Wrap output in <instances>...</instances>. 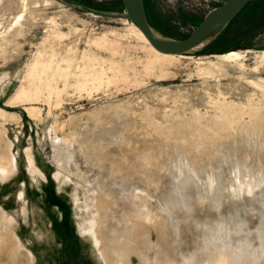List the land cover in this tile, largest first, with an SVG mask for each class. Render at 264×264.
Masks as SVG:
<instances>
[{"label":"rangeland","instance_id":"obj_1","mask_svg":"<svg viewBox=\"0 0 264 264\" xmlns=\"http://www.w3.org/2000/svg\"><path fill=\"white\" fill-rule=\"evenodd\" d=\"M225 1L144 3L183 40ZM132 25L0 0V264H264V0L214 54Z\"/></svg>","mask_w":264,"mask_h":264},{"label":"water","instance_id":"obj_2","mask_svg":"<svg viewBox=\"0 0 264 264\" xmlns=\"http://www.w3.org/2000/svg\"><path fill=\"white\" fill-rule=\"evenodd\" d=\"M57 1L95 17L129 20L157 52L185 56L204 52L248 5L261 0H226L220 7L210 11L201 25L185 40L170 38L154 29L148 22L144 0H121L123 12H99L74 0Z\"/></svg>","mask_w":264,"mask_h":264},{"label":"bare ground","instance_id":"obj_3","mask_svg":"<svg viewBox=\"0 0 264 264\" xmlns=\"http://www.w3.org/2000/svg\"><path fill=\"white\" fill-rule=\"evenodd\" d=\"M55 2V0H42L43 3V7L46 9L47 7H50L53 5V3ZM126 20V19H125ZM129 21V20H128ZM133 23V22H132ZM134 24V23H133ZM134 28V32H136V34L147 44V46L149 47V49L154 52L157 53L158 56H162L165 59H174L177 58L179 56H175V55H166V54H161L159 52H157L149 43V41L147 40V38L144 36V34L139 30V28L136 25H132ZM136 26V27H135ZM138 29V30H137ZM244 54L241 52H230L226 55L221 56L224 59H238L241 56H243ZM261 56H264V52H262L260 54ZM162 58V59H163ZM161 59V58H160ZM163 61V60H162ZM99 82V81H98ZM26 97L25 93L22 91V88L17 89V91L15 92V94L13 95L12 100L9 102L10 106H14V105H18L24 102V98ZM29 159V166L31 171L35 172V173H40V170L38 169V167H36L34 160L32 159L31 156H28ZM204 264V263H203Z\"/></svg>","mask_w":264,"mask_h":264},{"label":"trees","instance_id":"obj_4","mask_svg":"<svg viewBox=\"0 0 264 264\" xmlns=\"http://www.w3.org/2000/svg\"><path fill=\"white\" fill-rule=\"evenodd\" d=\"M263 1V0H261ZM79 3L91 8V9H94L96 11H99V12H123L124 9H123V5H122V2L121 0H119V3L117 4V6L115 8H104V7H101L100 5H95V4H92L90 2H87V1H78ZM146 16H147V19H148V22L150 23V25L156 29L157 31H159L160 33H162L163 35L165 36H168L170 37V35H168L165 31L161 30V29H158L149 19L148 15H147V11H146ZM229 27V26H228ZM227 27V28H228ZM227 28L225 29V31L219 36V38L211 45L209 46L204 52H202L201 54H214V48L220 44L223 40H224V37L226 36V30ZM188 37H185L183 40L187 39Z\"/></svg>","mask_w":264,"mask_h":264}]
</instances>
